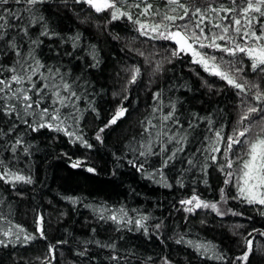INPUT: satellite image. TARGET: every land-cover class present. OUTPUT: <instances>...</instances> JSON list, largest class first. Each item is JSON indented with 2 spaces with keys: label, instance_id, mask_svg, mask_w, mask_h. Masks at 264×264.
I'll return each mask as SVG.
<instances>
[{
  "label": "trees",
  "instance_id": "trees-1",
  "mask_svg": "<svg viewBox=\"0 0 264 264\" xmlns=\"http://www.w3.org/2000/svg\"><path fill=\"white\" fill-rule=\"evenodd\" d=\"M110 1L0 0V264H264V0Z\"/></svg>",
  "mask_w": 264,
  "mask_h": 264
},
{
  "label": "rangeland",
  "instance_id": "rangeland-1",
  "mask_svg": "<svg viewBox=\"0 0 264 264\" xmlns=\"http://www.w3.org/2000/svg\"><path fill=\"white\" fill-rule=\"evenodd\" d=\"M91 6H93L90 0H87ZM112 4L109 0L108 7ZM107 7V8H108ZM173 33H170L169 38ZM196 60L201 58V54L197 50H192L190 53ZM212 65V64H211ZM209 70L214 69L212 66L208 67ZM251 165L246 167L242 178V189L251 200L264 199V165L259 166L255 159L251 161ZM199 208V204L195 201L193 203L186 204V210L193 211Z\"/></svg>",
  "mask_w": 264,
  "mask_h": 264
},
{
  "label": "water",
  "instance_id": "water-1",
  "mask_svg": "<svg viewBox=\"0 0 264 264\" xmlns=\"http://www.w3.org/2000/svg\"><path fill=\"white\" fill-rule=\"evenodd\" d=\"M93 4V9L98 13L104 12L108 5L109 0H90ZM170 43L177 47L178 50L184 51L185 53H190L192 51V46L187 40V38L181 32H175L172 34Z\"/></svg>",
  "mask_w": 264,
  "mask_h": 264
}]
</instances>
